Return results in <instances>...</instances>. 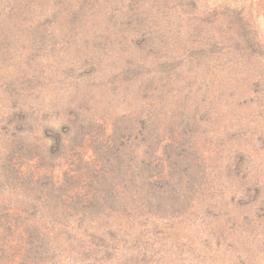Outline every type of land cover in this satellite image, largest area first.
I'll use <instances>...</instances> for the list:
<instances>
[{
  "label": "rangeland",
  "instance_id": "obj_1",
  "mask_svg": "<svg viewBox=\"0 0 264 264\" xmlns=\"http://www.w3.org/2000/svg\"><path fill=\"white\" fill-rule=\"evenodd\" d=\"M238 1L193 0L190 4L192 10L189 12L194 20H198V23H194L199 25L198 30L203 31L209 27L212 33L221 32L217 47H222L221 51L225 52L227 61H223V67L213 78L206 96H198L194 92L188 95L186 115H192L195 119L181 124L176 115L188 92L184 88H164L153 100L147 99L151 103L145 104V97L132 85L134 91L130 104H121L115 108L109 106L106 114L100 115L94 106L101 105L100 101L104 97L102 90L109 84V54L107 59L103 56L99 58L102 60L100 64L93 62V67H90V58H98L105 49L107 52L112 50L110 53L124 55L122 57L126 59L142 58L145 52L151 50L149 46L156 49L161 43L164 45L163 41L166 44L173 43L172 49L165 50L168 59L170 54L174 56L176 52H181L177 48L182 46L189 51L185 43H190L192 38L185 32L190 26L183 24L182 20L176 22L175 7H180L177 0H28L27 3L23 0L15 10L12 4L10 6L9 2H5L0 6V24L4 25L3 18L8 20L5 23L8 35L7 38L4 35V47L0 48V168L5 163L9 170H3L11 175L12 170L20 171L17 164L25 161L23 158L17 161V157H7L16 138L13 136L14 126L10 125L12 122H2L8 114L13 115V120L17 121L23 119L25 113L33 126L28 136L29 144L43 145L39 144L37 136L43 129H36L37 125L44 127L47 136L53 139L59 137L58 140H61L52 126L65 121L66 117L70 118L79 103L86 98L84 105L87 106V118L93 125L92 133L84 139L86 141L80 140L76 146L79 157L70 160L66 155L71 157L74 154L62 150L59 160L54 163L58 165V172L70 168L75 173L72 170L74 159L82 169L84 162L93 161L90 155L92 146L99 147L102 145L100 141L111 137L115 116L121 114L133 124L134 116L123 111L124 108L130 109L133 104L134 111L131 112L134 113L135 110H152L155 116L153 122L159 126L150 123L152 126L139 131L137 129L132 136L125 134L119 143V148H122L120 150L125 149L127 157L134 160L159 163L160 171L166 173L164 151L169 145L186 142L185 147L193 155L192 163L199 166L200 173L201 169L204 171L205 177L200 174V180L189 188L185 199L181 203L176 202L181 206L174 204L169 212H156L155 219L141 222L148 228V232L135 235L131 241V248L137 253L140 264H264V145H248L250 138H243L239 134L240 127L255 111L257 102L245 103L252 97L249 81L237 92L230 83L231 78L245 76L254 61H251V57H244V47H237L236 43L225 38L232 35L228 14L235 15L232 12L240 9L241 2ZM244 1V8H251L254 12L255 23L264 38V0ZM91 8L94 9L91 11ZM228 8L229 13L222 15ZM11 9L16 14L13 12L9 17L4 15L11 12ZM216 11L220 15L217 19L214 16ZM211 21L218 23L212 24ZM176 23H181L179 34L174 32L177 30ZM23 25L32 33L27 43H24L25 36L20 29ZM34 48H37L36 56L31 59L30 52ZM147 62L154 64L155 59L149 57ZM190 64L195 66L198 63L191 61ZM184 80L192 81L185 73ZM51 86L52 91L61 96L59 111L54 113L50 111L52 102L49 101L53 97L49 91ZM16 103L19 110L13 113L17 109ZM196 106L203 111L196 110ZM156 107H165L166 110L156 111ZM143 108L145 110H141ZM170 108H173L172 114L175 115H170ZM68 109L73 111L68 113ZM207 110L208 113H205ZM43 118L46 121H42ZM40 120L42 122L38 123ZM261 126L264 127V122ZM63 130V133H68V137L62 139V144L68 146L70 127L66 125ZM252 130L259 132L260 127ZM216 132L220 135H213ZM242 141H246L247 145L244 146ZM148 148L153 154H147ZM58 151L56 147L51 151L56 158ZM60 165L65 166L63 168ZM178 177L177 174L172 177L166 175L165 178L160 175L167 182L176 181ZM8 185L0 188V208L3 209L18 206L14 203L17 199L14 196L19 189ZM83 244L86 242L79 241L81 247L88 249ZM73 250V255L80 252L79 247ZM73 255L66 258L72 259ZM67 259L65 252L55 257L56 263L66 264Z\"/></svg>",
  "mask_w": 264,
  "mask_h": 264
},
{
  "label": "trees",
  "instance_id": "obj_2",
  "mask_svg": "<svg viewBox=\"0 0 264 264\" xmlns=\"http://www.w3.org/2000/svg\"><path fill=\"white\" fill-rule=\"evenodd\" d=\"M192 1L177 0L180 7L179 9L175 7L177 10L176 22L182 20L183 24L190 26V29L185 32L192 38H190V43H185V48L189 51H186L182 46L177 48L181 52H176L174 56H170V54L168 59V52L165 50L171 48L173 43L166 44L163 41L164 45L161 43L156 49L149 46L151 50L148 51L149 53L145 52L142 58L126 59L122 57L124 55L110 53L112 50L107 52L106 49L100 53L98 58H90L91 68L93 62L102 61L99 59L100 57L102 59L103 56L107 59L109 54L110 58L107 64L111 68L108 77L109 84L105 90H102L101 94L104 97L100 101L101 105L94 106L100 115L106 114L109 106L115 108L121 104H130L134 91L132 90L133 85V88L138 89L141 96L145 97V104L151 103L147 99L153 100L154 96L161 94L164 88L188 89L176 117L179 124L195 119L192 115H186L188 95H192L191 93L194 92L199 94L198 96H206L211 89L213 78L217 76L219 69L223 67V61H227V58L225 52L221 51L222 47H217L220 42L218 36L221 32L212 33L209 31V27L200 31L198 30L199 25L194 24L198 23V20H194L189 12L192 10L190 7ZM5 2H9L10 6L12 4L13 10H15L23 0L0 1V6ZM27 2L28 0H26ZM238 2H241V7L232 12L235 15L228 14L229 8L222 13V15L230 16L232 31L231 37L225 38L236 43L237 47L239 45L244 47L246 49L244 57H251L253 58L251 61L254 62L250 65L251 68L245 76L237 77V79L231 78L230 83L233 85V90L237 92L249 81L252 97L245 103L256 101L257 106L255 111L248 116L249 120L240 127L239 134L243 138L246 136L250 138L248 145L262 144L261 146H263L262 131L264 127L261 124L264 122V115L260 109L264 110V38L255 23L254 12L251 8L248 10L244 8V0ZM0 12H2V8H0ZM13 12L11 9V12L4 15L9 17ZM14 14L16 13L14 12ZM214 16L217 19L220 15L216 11ZM3 21L8 22L6 18H3ZM211 22L212 24L218 23V21ZM5 23L4 25L0 24V41L2 42L0 48L4 47L3 43L8 35ZM179 24L181 23H176L177 30H174L177 34L180 32ZM20 29L25 36L24 43H27L32 38V33L24 25L20 26ZM222 42L224 41L222 40ZM37 43L39 42H35V44ZM175 43L179 44L177 41ZM36 49L34 48L30 52L31 59L36 56ZM236 52L238 53V51ZM128 56L132 58V56ZM149 57L155 59L154 64H148L147 58ZM191 61H197L198 64L193 66L190 64ZM184 73L192 81H185ZM192 83L193 86H191ZM51 88L52 86L49 87V91L53 97L49 101L52 102L50 111L54 113L59 111L61 96L55 94ZM153 91H157V93H152ZM86 100L85 98L79 103L77 110L75 109L70 118L66 117L65 121L52 126L53 131L58 132L61 136V140H58L59 137L53 139L47 136L44 127L37 125L36 129H43L37 133L39 144L43 143V145L29 144L28 136L33 131V126L25 113L23 114L24 118L17 121L13 120L15 118L11 114L6 115L2 120L3 123L9 120L7 124L12 122L10 125L13 124V136L16 137L14 138L15 143L10 146L7 157L9 159L17 157V161H20L19 158H23L25 161L18 163L20 171L12 170L11 175L10 172L3 170H9L5 163L0 168V188L9 183L8 186H17L19 189L14 196L17 198L14 203L18 206L16 208H0V264H63L56 263L55 257L65 252V259H67L66 257L73 255L72 251L75 247L80 248L79 254L73 255L72 259H67L66 264H109L110 261L111 264H140L137 253L131 248L133 245L131 241L135 239V235L148 232V228L141 222L155 219L156 212H169L176 202L181 203L185 199L189 188L195 186L198 179L200 180V174L205 175L201 168V173L199 172V166L192 163L193 155L189 153L187 146L185 147L186 142L169 145V148L164 151L166 173L160 171L161 164L159 163L150 160L137 161L127 157V151L123 149L126 151L124 152L120 150L122 148H119V143L123 140L124 135L128 133L132 136L137 132V129L139 131L146 126H152L150 123H154L155 120L151 109H146L151 112L139 110H135V113L131 112L134 111L133 104H131L132 107H129L130 109H123L127 114L134 116L133 124H130L121 114L115 116L110 132L111 137L107 140H99L102 144L99 147L92 146L90 155L93 161L84 162V169H82L78 167L79 162L74 159L72 170L75 173L70 168L58 172L56 170L58 165H54V163L60 158L62 150L74 154L71 157L65 154L70 160L79 157L80 153L76 151V146L80 140L86 139L92 133L93 125L87 118V106L84 105ZM85 106L86 108H84ZM16 107L17 109L13 113H18V103H16ZM156 108V111L166 110L165 107ZM195 108L202 110L198 106ZM172 109L170 108L169 111L171 116L175 115L172 114ZM70 111L73 110H69L68 113ZM42 121H46V119L43 118ZM42 121L40 120L38 123ZM66 125L70 127V144L68 146L65 143L62 144L64 142L62 139L68 137V133H63V128ZM154 125L159 126L156 123ZM255 127H260L259 132L252 130ZM213 135L220 134L216 132ZM55 140H57L56 143H54ZM242 143L244 146L247 145L246 141H242ZM53 147L59 150L57 158L51 152ZM146 151L147 154H153L149 148ZM34 153L36 154L33 155ZM64 166L62 167L64 168ZM82 170L84 172L80 175ZM176 174L180 177L176 181L167 182L165 181L167 179L160 178V175L165 178L166 175L172 177ZM175 206H181V204L177 203ZM79 241L86 242L82 246H86L88 249L81 247ZM127 243L129 246H126Z\"/></svg>",
  "mask_w": 264,
  "mask_h": 264
}]
</instances>
